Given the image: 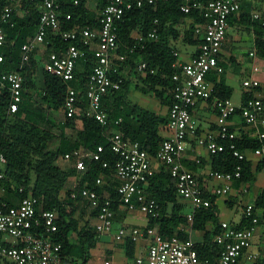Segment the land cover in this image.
<instances>
[{
    "label": "built area",
    "instance_id": "1",
    "mask_svg": "<svg viewBox=\"0 0 264 264\" xmlns=\"http://www.w3.org/2000/svg\"><path fill=\"white\" fill-rule=\"evenodd\" d=\"M26 0H0V48L7 44L5 28L12 26L13 16L23 15L21 4ZM28 1V0H27ZM83 0H74L79 6ZM91 1L98 6L97 0H87L90 8ZM172 0H105L106 5L99 12L98 27L86 26L72 30H63L60 19L62 0H42L39 5L40 19L37 32L21 48L19 68L24 69L30 63L31 55L41 46H46L48 35H60L69 44L66 50L51 53L44 69L66 83L75 80L78 62L86 58L90 52L95 63L86 84L87 105L83 106L78 98L77 90L69 86L64 104L67 118L82 116L94 119L100 125L110 128L113 125L103 105L105 98L112 99L122 88L123 79L115 63L124 62L126 56L118 54L119 25L124 21L127 12L133 9L151 7L157 10L161 5ZM257 0H180L181 12L200 14L204 23L195 27L196 36L200 37L198 53L189 62L179 60L176 68L179 70L173 77L176 83L173 91V103L169 108V122L166 126L168 136L160 145L156 156L151 158L147 151L141 148L139 142L131 141L116 130L111 129L107 134L112 152L117 156L116 179L118 203L130 212H139L148 218L160 217V206L155 198L150 196L146 187L156 175L158 169L154 161L164 166L176 181L178 195L191 203L193 211L188 215L190 223L194 221V214L200 209L211 206L210 200L204 197V189L196 174L184 164L186 143L191 138L197 145L204 148L210 155L225 153L229 150L240 164L231 173L211 171L209 177L218 182L214 191L216 196H227L232 190L235 180L241 179L244 168L241 163L247 159V153L237 145L239 133L231 126V121L240 116L244 125L254 132L256 139L262 142L260 148L253 151L263 163L264 171V104L262 99L253 96L235 106L230 99H217V130L204 136L198 135V128L193 119V112L201 102L211 99L214 84L207 78L210 73L219 75L224 73L220 65L222 48L227 39L229 20L238 15L246 5H253ZM65 21L73 19L71 14L65 16ZM254 18L264 26V18L255 14ZM155 28L146 37L135 33L139 43L159 40V21H155ZM136 47L129 48L131 52ZM255 54H251L254 57ZM4 55H0V99H8V113L16 114L23 102L24 78L20 71L4 70ZM148 65L142 63L138 71L145 73ZM155 73L154 70L151 71ZM246 90H257L261 84L257 80L243 83ZM121 119L114 122L119 125ZM104 147L97 150L80 148L64 156L63 161L73 162L80 174L88 171V163H101ZM0 162L6 160L0 156ZM200 163V160H197ZM108 164L104 163L103 168ZM3 175L0 174V180ZM105 185L103 177L95 181L96 187ZM23 190L21 189L20 192ZM72 199L81 200L96 213V231L108 234L113 231L116 212L113 209L114 199L108 193L100 194L88 184L75 187ZM40 200L33 196L23 197L18 206H9L0 202V257L12 264H72L63 257V245L57 242L58 232L56 211L38 213ZM244 218L249 226L239 229L228 222L221 223V233L215 238L221 247L217 264H258L264 262V244L260 252L250 253L254 239L261 226L260 216L255 212L252 204L244 208ZM116 241L124 243L127 239L134 243L147 239L149 248L147 255L137 259V264H198V254L195 242L188 238L182 240L177 236L165 237L158 228H125L118 230ZM104 264H112L106 261ZM206 264H209L206 261Z\"/></svg>",
    "mask_w": 264,
    "mask_h": 264
},
{
    "label": "trees",
    "instance_id": "2",
    "mask_svg": "<svg viewBox=\"0 0 264 264\" xmlns=\"http://www.w3.org/2000/svg\"><path fill=\"white\" fill-rule=\"evenodd\" d=\"M73 1L62 0L60 17L63 23L62 29L98 27L97 19L99 12L106 5L105 0H97L98 7L95 8L96 10L87 7V0H83L79 6H75ZM41 2L42 0H26L21 4L23 15L21 17L16 12L14 13L12 26L5 28L7 44L0 48V55L5 57V63L1 68L9 71H20L24 78L23 102L16 114L8 113V99L6 97L0 99V156L6 160L5 170L1 171L3 179L0 182L8 191L12 192L9 194L16 195L20 200L27 196L38 198L40 200L39 214L43 211H56L59 219L57 220L58 232L55 238L57 242L63 245V257L74 264L75 261L72 258L75 253H78L82 263L87 264V253L96 245L97 231L95 228L89 227V224L80 228L79 220L76 217L81 200L72 199L73 190L66 189L69 178L76 175L78 171L75 167L64 169L57 165V162L63 160L66 154L76 149L84 147L97 150V147L103 146V162L88 163V171L82 174L83 178L79 187L88 184L100 194H110L114 199L113 209L115 212L119 210L121 207L117 196L119 181L115 177L117 156L111 150L107 134L111 129H116L125 138L139 142L141 148L147 151L151 158L156 156L160 145L166 138L162 135L161 129L166 128L169 122V108L173 103V91L176 85L173 77L179 72L176 63L180 57L174 43L182 38L184 43L196 48L192 58L197 55L201 41L200 37L196 36L195 27L197 24L204 23V19L197 12L182 13L180 0H172L161 5L157 10L144 7L127 12L124 21L119 25L118 49V54L126 56V60L124 62L115 61L121 74L120 77L123 79L122 88L114 95L113 100L105 98L103 102L113 125L106 128L94 119L82 116L67 118L65 114L63 131L66 129L75 130L77 139H69L65 134H62L59 148L52 151L49 149V145L56 136L51 130L43 128L42 125L49 124L50 127H56V125L49 118H46L40 110L37 112L25 105V99L32 97L31 90L34 89L39 91L38 94L47 103L46 110L48 112L52 110L64 111L67 90L69 86H72L77 90L82 105L86 106V84L95 59L92 53L88 52L86 58L78 62L75 80L71 83H66L46 72L37 58V51L32 53L27 67L19 68L21 48L37 32ZM244 9L239 13H242L241 19L243 23L254 26L257 54L260 58H264V26L258 21H254L249 14L244 12ZM67 14H71L73 17L69 22L65 21ZM156 20L159 21V40L139 43L134 37L135 33L146 37L156 27ZM68 46L69 44L60 35H48L46 39L47 59L51 53H63ZM134 46L136 48L131 52L129 48ZM142 63L148 65L145 73L138 71V67ZM220 65L225 68L224 64L220 63ZM127 68L134 76L140 78L143 84L140 90L143 94H152L162 106L168 107V115L163 116L138 104L131 103L127 99L131 86V81L123 75ZM152 70L155 71L154 74L151 73ZM40 75L43 78L41 87L38 85ZM207 79L214 84V91L208 103L217 113L216 100L231 99L233 89L226 84L224 73L219 75L212 72ZM252 97L250 93H245L243 102ZM119 119L122 122L114 126V122ZM237 145L244 152H253L261 147L262 142L240 133ZM210 160L212 171L222 173H231L240 164L233 158L229 150L225 153L210 155ZM104 163L108 164L107 168H103ZM201 163V160L200 163L195 162L196 165ZM241 164L244 168L242 178L235 181L248 183L254 179L252 175L250 176L251 163L246 159ZM262 167L263 163L261 162L259 168ZM188 169L192 171L190 168ZM99 177H103L105 180V185L102 187L95 186V181ZM21 189L22 192H20ZM146 191L156 199L160 206V217L158 219L150 217L148 228H158L163 236H177L182 240L189 238L188 232L183 231V229L189 228L193 231L205 232L203 242L195 243L198 260L203 263L207 261L209 264H217L221 247L216 243L215 238L221 233V224L218 223L215 197L219 196H210L204 190V197L210 200L211 206L196 211L194 221L190 223L188 216L184 213L185 206L181 203L183 199L178 195L176 181L164 166H161L160 170L150 180ZM0 202H6L9 206H13L1 198ZM253 205L255 212L258 208L264 207V192L259 196L256 205ZM94 215H96L95 211ZM244 223L246 226L237 228L242 229L249 226V221L245 218ZM209 224L213 225V230L208 229ZM73 237H75V241ZM75 242L79 244L81 252L77 250ZM135 245L136 243L132 241L126 242V255L130 262L137 264ZM0 264L10 263L7 259L0 257ZM238 264H241V261ZM258 264H264V262Z\"/></svg>",
    "mask_w": 264,
    "mask_h": 264
},
{
    "label": "crops",
    "instance_id": "3",
    "mask_svg": "<svg viewBox=\"0 0 264 264\" xmlns=\"http://www.w3.org/2000/svg\"><path fill=\"white\" fill-rule=\"evenodd\" d=\"M263 4H264V0H257L256 3L253 5H246L244 7L245 8L244 12L249 14L254 19V21L256 22L258 21L259 23H261L259 20H256L254 18V15L259 14L261 15L262 18H264ZM241 15L242 13L233 16V18L229 22V29L235 28L240 30L241 28H246L248 31L251 32L255 44L254 51H251L249 53L248 60L250 62V66L245 70L246 75L243 79V83L245 81L254 79L260 82L261 87L258 90L248 91L244 88L242 83V92L238 94L233 84L227 79L228 77L227 72L229 67L231 65L237 66L239 64V61L236 58V56L231 55L230 58H227L224 54L229 39V33H227V39L222 48L220 61L222 64L225 65L224 80L226 84L233 89V95L230 100L237 107L241 106L242 102L244 101L243 98L244 94L247 92L250 93L252 96L262 99L264 104V58H260L257 54L254 26H252V24L247 25L243 23L241 19ZM195 51L196 48L194 51L190 53V55H188L187 59L185 60L180 59V60L183 62H189L192 59V55L195 53ZM43 52L44 55H46V59H47L46 46H41L36 53L37 58L39 60L41 59ZM252 53L255 54L254 57H251ZM164 108H166L167 111L165 112L156 111V112L163 116L168 115V107H164ZM193 119L196 127L198 128L199 136H204L208 132L217 130V126H216L217 113L209 105L208 102H201L197 105V107L193 112ZM62 123H65V118L63 119ZM231 126L239 134L240 133L246 134L249 135L250 137L256 138L254 132L244 125L240 116L235 117L231 121ZM67 131H71L73 133L71 137L67 136V133L65 134L69 139H73V140L77 139V132L75 130L66 129V132ZM161 133L164 137L168 136V132L165 127L161 129ZM205 152L206 150L204 148L199 147L196 141L190 138L186 143V150L184 153V164L186 167L190 168L196 174L205 192L208 193L210 196H213L214 191L219 183L209 177V174L212 171V162L210 160V154L207 152H206L207 154H205ZM246 153H247V160L250 161L251 163L250 176L252 175L254 179L248 183H240L239 181H234L232 185V190L229 195L215 197V205L218 209V217L219 214H221L220 204L222 200H224L223 204L225 205L226 208H230V209H234L236 207L238 208L237 215L232 221L230 220L229 222L227 220H223V221L218 220L219 224H221L222 222H228L236 227L246 226V224L244 223V214H243L244 208L249 204L256 205L259 196L261 195V193L264 192V171H263V167L261 169L259 168L261 161L257 157H255L253 152L249 151ZM197 160H201L202 163L196 165L195 162H197ZM5 164L6 163L0 162L1 175H3L1 171L5 170V166H4ZM153 164L159 171L161 166L158 163H156V161H154ZM57 165L59 164L57 163ZM59 166L64 169H71L72 167H75L73 162H66V161H63V164ZM82 178L83 175L77 172L76 175L69 178L66 189L73 190L75 187H78L82 181ZM9 193L12 192L8 191L4 187V185L0 182V198L10 202L13 206H18L20 204V198L17 197L16 195H11ZM181 203L185 206V209H187L188 207L190 209L187 213H185V209H184L185 215L188 216L190 213H192L193 208L191 203L185 200H182ZM257 213L261 218V226L259 227L257 235L254 239L252 248L249 250L250 253L262 251L264 244V207L258 208ZM76 218L79 220L80 228H83L87 224H89V227L95 228L97 223V219H96V215H94V211L90 209L83 201L79 202V210ZM149 223H150V219L148 217H145L139 212H130L124 206L121 205L120 209L116 211V218H115L113 231L108 234L97 233L96 245L91 250H89V252L91 251L97 252L96 256L99 258H103L104 263L106 261H110L112 264H124L120 260H122V258L125 257L128 263L134 264L128 260L126 255V242L130 240L127 239L124 243H120L116 241L115 236L118 230L122 227L128 229L131 228L146 229L148 228ZM210 225L211 224H209V226ZM209 226L208 229L213 230V225L211 226V228ZM183 231L188 232L189 238H191L195 243H201L204 240L205 232L203 231H193L189 228L183 229ZM199 233L202 234L199 235L198 238H196L197 234ZM73 240L75 241V237H73ZM75 243L77 244V242ZM135 246H136L135 255L137 259L143 258L147 255L149 248V241L147 239L141 240L140 242L136 243ZM89 252L87 253V257L89 256ZM96 256L94 255V257ZM244 262L245 259L244 261L242 260L241 264H243ZM198 264H206V262L203 263L202 261L199 260Z\"/></svg>",
    "mask_w": 264,
    "mask_h": 264
},
{
    "label": "rangeland",
    "instance_id": "4",
    "mask_svg": "<svg viewBox=\"0 0 264 264\" xmlns=\"http://www.w3.org/2000/svg\"><path fill=\"white\" fill-rule=\"evenodd\" d=\"M97 7H98L97 4L94 1H91L90 8L95 9ZM263 8H264V4H263ZM228 33H229V39H228L224 54L227 58H230L231 55L236 56V58L239 61V64L237 66L231 65L229 67L228 72H227V76H228L227 79L233 84L236 92L240 94L242 92L243 79L246 75L245 70L249 68L250 66V62L248 60L249 53L251 51H254L255 44H254V40L252 38L251 32L248 31L246 28H241L240 30L232 28V29H229ZM174 46L179 52V57L181 60L187 59L188 55H190V53L195 50V47L184 43L182 38L178 39L174 43ZM46 60H47L46 55H44V52H43L41 59H40L42 68L46 63ZM123 75L126 79L131 81V86L129 89V93L127 95V99L131 103L138 104L141 107L152 110L154 112L167 111V109L164 108L162 104L152 94H143L141 92L140 88L143 87V84L138 76H134L130 72L129 68L124 70ZM42 82H43V78H42V75H40V80L38 82L39 87L42 86ZM38 92L39 91L32 89L31 90L32 97L26 98L24 104L31 107L32 109H35L37 112L38 110H40L46 118H49L50 121L56 125V127H50L49 124L42 125L43 128L51 130V132L55 134L56 138L50 143L49 149L52 151H56L60 146V140H61L60 136L62 134L67 133V136L71 137L73 133L71 131H67V132L66 130L63 131L64 129H63L62 122H63V119L65 118L64 111L52 110L48 112L46 110L48 105L47 103L44 102V100L42 99V96L38 94ZM206 152L205 154L208 153ZM57 163L61 165L63 164V160H59ZM223 201L224 200H222L220 204L221 214H219L218 220H221V221L227 220L230 222V220L232 221L237 215L238 208L237 207L234 209L226 208L225 205L223 204L224 203ZM189 210H190L189 207L185 209V213H187ZM144 216L146 217V215ZM211 226L212 224L209 227L211 228ZM201 234L202 233L197 234L196 238H198L199 235ZM197 240H200V239H197ZM77 248H78L77 250L80 251L79 244H77ZM96 253L97 252H94V251L89 252V256H88L89 259H88L87 264H104V259L97 257ZM94 255L96 257H94ZM80 257L81 256H79L78 253H75L74 257L72 258L75 261L74 264H83L82 259ZM120 261L124 264H130L127 262L125 257L122 258V260ZM9 263L12 264L10 261Z\"/></svg>",
    "mask_w": 264,
    "mask_h": 264
}]
</instances>
